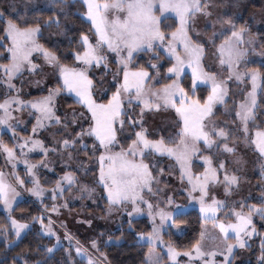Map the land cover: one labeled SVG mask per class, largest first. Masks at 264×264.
I'll return each mask as SVG.
<instances>
[{
	"label": "snow or ice",
	"instance_id": "1",
	"mask_svg": "<svg viewBox=\"0 0 264 264\" xmlns=\"http://www.w3.org/2000/svg\"><path fill=\"white\" fill-rule=\"evenodd\" d=\"M218 7L219 0H44L31 15L27 7L23 13L14 5L0 8V154L10 167L0 168V203L7 212L0 236L6 248L18 247L31 223L38 222L40 233L56 239L43 246L53 253L60 237L51 216L16 218L17 198L29 193L44 213H59L74 188L82 198L96 192L79 181L82 172L95 176L102 188L96 199L106 201V213L126 214L135 243L147 249L141 264H235L240 250L252 249L254 236L260 238L257 264H264V231L254 222L255 217L264 221V32L217 12ZM260 15L264 22V10ZM72 17L87 24V31L74 30ZM45 32L68 40L63 58L59 41L51 47L40 42ZM206 44L213 57L207 66ZM253 54L261 58L258 66ZM49 73L55 83L45 85L47 94L24 99L23 87L44 84ZM62 94L79 109L70 105L71 111H60ZM162 112L173 119L150 126V118ZM27 124L31 133L21 135L18 128ZM5 130L10 143L3 139ZM41 132L48 134L47 142ZM241 145L259 161L256 203L241 191L249 183ZM29 153L40 158L32 162ZM161 158L171 161L167 168ZM21 163L25 177L16 170ZM40 169L52 179L41 183ZM165 176H175L186 198L199 206L201 230L188 245L165 240L173 229L183 235L179 225L186 223L190 206L165 192ZM46 194L50 205L44 203ZM140 216L148 218L146 231L134 228ZM112 239L108 236L105 245ZM89 243L90 248L75 241L81 262L111 264L98 239ZM19 261L30 264L21 253L0 264ZM63 264H77L71 248Z\"/></svg>",
	"mask_w": 264,
	"mask_h": 264
},
{
	"label": "rangeland",
	"instance_id": "2",
	"mask_svg": "<svg viewBox=\"0 0 264 264\" xmlns=\"http://www.w3.org/2000/svg\"><path fill=\"white\" fill-rule=\"evenodd\" d=\"M219 2H220V7L216 9L217 12L227 14V15L234 14L236 17L242 18L239 22L247 21L248 24L251 25L252 30L264 31V22H262V17L260 15L261 11L264 10V0H219ZM43 4H44V0H32L31 4L27 5V8L29 11H31V10H35L37 8L43 7ZM210 31L211 29H209V32ZM204 39L206 40V37H204ZM205 47H206L205 63L207 66L211 63L213 57L211 55L212 49L209 47V45L206 44ZM38 55L39 54L34 53V56H38ZM252 58L256 61V63H260L261 58L258 55L253 54ZM109 59L110 60L112 59L111 56L109 57ZM37 62L38 63L42 62V58H40V60H38ZM24 79L27 81L31 79V77H29L26 73L24 76ZM16 83L19 85L18 80L16 81ZM54 83H55V77L52 76L51 73H49V78L45 80L44 84H41L40 86H37L35 84H27L23 87L21 95L26 100L39 97V96H34L36 94L43 93V95H45L47 94V87L45 85L50 87ZM240 87L243 88L244 85H241ZM229 88H230V93L231 91L235 89V85L231 81L229 82ZM60 97L57 98L58 109L60 111H71V108H67L62 103L59 102ZM239 98L240 97L237 96V99ZM79 107L80 106L75 107V108L79 109ZM218 108L220 109V113H222L223 109L220 106H218ZM21 115L25 119H30L29 117L26 116V113L21 114ZM218 117L219 119H223L222 115L218 114ZM172 119H173V116L169 115V113L162 112L156 115L154 119L150 118V126H155L156 124L167 125L169 121H171ZM219 119H218V122H219ZM85 126H86V122H85ZM25 128L27 129L26 131H25ZM18 132L21 135L30 134L31 124L21 125L20 128H18ZM10 135L11 133L5 130L6 138L9 139ZM47 135L48 134L45 132L39 133L40 138L45 139L46 142H47ZM89 143H90V140H89ZM240 154L243 156V159L247 162L243 167V171L249 181V183H245L242 186L241 191L245 195H247L248 193H251V196L253 197V199H250L249 203H256L257 200L255 198L259 197L260 195V189L257 187V185L260 183V168H259V161L257 158V154L252 152L250 149L244 148L242 145L240 146ZM0 155L3 158L4 165H5V168H3V170L7 172L10 170V167L5 164L3 154H0ZM39 158L40 157L37 155V153H29V159L32 162H35ZM52 159L55 160L56 158L53 157ZM169 163H171V161H167V165ZM167 165L165 166V168H167ZM88 167L92 168L93 166L89 164ZM16 170L20 173L22 177H25V166L22 163L18 165ZM56 170L57 172L60 171L59 165L57 166ZM69 170L74 171L75 169L72 168ZM40 174L41 176L43 175L44 177H46V170L40 169ZM177 175H178V172H177ZM77 176L80 182L96 187V192L93 194V196L89 198L85 194L82 198L81 194L77 191V189L74 188L72 193L66 194L65 196V199L68 201V207L61 208L59 213H47V215L51 216L54 222L52 224V227L56 231V234L60 237L59 244H57V247L54 249V251L59 248H64L65 251L67 252V250L71 248L72 257L75 260H81V258L77 256L75 253V241L76 240H79L80 243L84 247L90 248L89 241L91 239H96L97 233L106 234V233L114 232L122 228L123 223L127 221L128 218L126 214H121L118 212H113L111 214L106 213L105 211L107 207L106 201L103 199H96V197L100 196L102 192V188L100 186L95 185L94 183L95 176L92 173H89L88 175H84L82 172H77ZM162 179H165L169 182V188H166L165 192H168L169 194L173 195L174 198L178 200L179 203L190 205L187 209V212L192 209H197L199 211V206L197 202L189 201L186 198V193L180 190V187H179L180 181L177 180L175 176H165V177H162ZM26 183H27V180H26ZM41 183H43L42 180H41ZM216 195L222 198L219 190H217ZM24 198H30L32 200L39 202V200H37L36 197L31 196L29 193H23L21 197L17 198V200L19 202L20 200ZM58 202H62V201H58ZM44 203L48 205L52 203V201L47 198V194L44 198ZM0 210H2L7 215V212L2 203H0ZM140 217H146V216H140ZM140 217H137V218H140ZM88 220H91V224L86 223V221ZM47 222L48 221H46L45 224H47ZM254 222L256 223L257 229L260 230V225L257 223H262V221L258 217H255ZM179 227L180 229H183L185 232L186 230L185 225L180 224ZM207 227L211 229L210 224ZM172 231L174 234H176L175 229H173ZM212 233L215 234L214 229L212 230ZM43 234L49 236L46 233H43ZM66 236H71L73 239L69 240L66 238ZM52 238H54L55 244H56L55 237H52ZM257 238L259 239V237L254 236L252 238L251 243L253 244L254 240ZM165 240L167 239L165 238ZM114 242H117V241L112 239V241L108 242L107 244H112ZM247 257H248L247 250H240V252L237 255L235 264H243L244 261H247V259L249 260V258ZM84 261L87 263L86 260Z\"/></svg>",
	"mask_w": 264,
	"mask_h": 264
},
{
	"label": "trees",
	"instance_id": "3",
	"mask_svg": "<svg viewBox=\"0 0 264 264\" xmlns=\"http://www.w3.org/2000/svg\"><path fill=\"white\" fill-rule=\"evenodd\" d=\"M32 0H0V8H3L5 10L8 9L9 5H14L18 11L23 13L25 11V8L28 4H31ZM31 11H29V15H31ZM71 25L73 26V29H84L87 31L88 25L83 23L79 18L72 17L70 20ZM168 23H171V21H168ZM52 31H55L53 29ZM254 31V30H253ZM254 32H264V31H254ZM72 40H76L77 36L73 34L71 36ZM59 41L60 47L58 49V55H62V58L64 55L68 53L69 46H68V40L65 39L63 36H52L49 35L48 32H45L44 37L41 39V43L45 44V46L51 47L52 42ZM75 46V45H73ZM147 59V57H145ZM141 63L144 61L141 60ZM161 63H165V61H161ZM259 63H256L254 66H258ZM43 95V93L36 94L34 96H40ZM59 102L62 103L65 107L70 108L71 107H78L79 105L72 103V98L69 97L67 94H62ZM3 139L5 142H9L10 140L6 138L5 134L3 135ZM38 158V157H37ZM167 159L161 158V166L165 167L167 165ZM0 168H5L4 161L2 156L0 155ZM52 179L50 176L44 177L41 176V180L43 183H45V179ZM47 186H50L47 185ZM16 218L21 217H31V216H38V215H44L47 217V213H44L43 206L30 198H24L18 202V208L17 211L13 213ZM6 213H4L2 210H0V223L5 222ZM183 219L186 221V223H182L186 226V230L183 233V235H177L174 234L169 237L165 236V238L171 239L174 241L177 245H188L191 242H194L195 239L198 237L199 232L201 230V222H200V213L197 209H192L187 212V214L183 217ZM47 221V218H45V222ZM260 225V231H264V228H261V225L264 224V221L262 223H257ZM133 225L136 230H148L149 228V221L146 217H140L133 220ZM31 232L23 238V240L20 242L18 247L14 248H6L4 237L0 236V260H3L5 257H7L9 260L13 256H16L17 253H21L24 255L25 259L30 260V264H35L36 261L47 262V264H63L64 257L66 255V251L64 248H59L55 250L53 253H47L44 251L43 246H52L55 244V240L52 237H49L43 233L39 232L40 225L38 222H32L31 225ZM103 234V235H101ZM108 236H112L113 239L117 242H114L112 244H106L104 241H106V238ZM96 239L99 240L101 248L103 251H105L108 255V259L111 261V264H141L142 259V253L146 252V248H141L139 245L135 243V232L130 230L128 227L127 221L123 223V227L111 232V233H97ZM12 237L10 236L9 239ZM119 238V239H117ZM260 239V238H259ZM259 239H255L253 242V246L251 250H247V254L249 260L244 261L243 264H257V256L259 255ZM40 245L39 251L36 250L37 245ZM77 264H87L85 261L81 262V260H76ZM19 264H23V261H19Z\"/></svg>",
	"mask_w": 264,
	"mask_h": 264
}]
</instances>
